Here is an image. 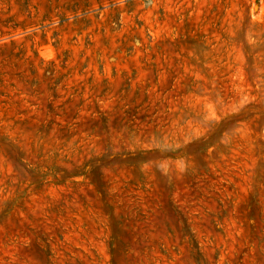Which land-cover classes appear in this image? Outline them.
Wrapping results in <instances>:
<instances>
[{"label": "rangeland", "instance_id": "obj_1", "mask_svg": "<svg viewBox=\"0 0 264 264\" xmlns=\"http://www.w3.org/2000/svg\"><path fill=\"white\" fill-rule=\"evenodd\" d=\"M0 264H264V0H0Z\"/></svg>", "mask_w": 264, "mask_h": 264}]
</instances>
